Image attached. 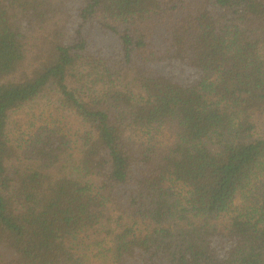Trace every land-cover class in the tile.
Instances as JSON below:
<instances>
[{
    "label": "trees",
    "instance_id": "trees-1",
    "mask_svg": "<svg viewBox=\"0 0 264 264\" xmlns=\"http://www.w3.org/2000/svg\"><path fill=\"white\" fill-rule=\"evenodd\" d=\"M0 264H264V0H0Z\"/></svg>",
    "mask_w": 264,
    "mask_h": 264
},
{
    "label": "rangeland",
    "instance_id": "rangeland-1",
    "mask_svg": "<svg viewBox=\"0 0 264 264\" xmlns=\"http://www.w3.org/2000/svg\"><path fill=\"white\" fill-rule=\"evenodd\" d=\"M47 111L45 106L39 107L35 104L15 113L12 116V121L16 124V128H18V130L16 129L17 131L30 133L31 129L34 130L35 126L41 124L40 114ZM16 134L19 135L18 132H16Z\"/></svg>",
    "mask_w": 264,
    "mask_h": 264
}]
</instances>
